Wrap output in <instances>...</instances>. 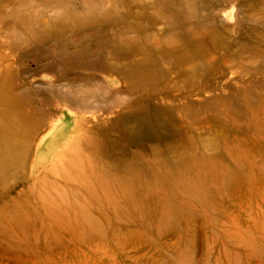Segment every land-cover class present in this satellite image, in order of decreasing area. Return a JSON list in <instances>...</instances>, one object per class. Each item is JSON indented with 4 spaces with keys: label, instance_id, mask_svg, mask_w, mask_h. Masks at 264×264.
<instances>
[{
    "label": "rangeland",
    "instance_id": "374dc122",
    "mask_svg": "<svg viewBox=\"0 0 264 264\" xmlns=\"http://www.w3.org/2000/svg\"><path fill=\"white\" fill-rule=\"evenodd\" d=\"M0 67V264H264V0H0Z\"/></svg>",
    "mask_w": 264,
    "mask_h": 264
},
{
    "label": "bare ground",
    "instance_id": "6f19581e",
    "mask_svg": "<svg viewBox=\"0 0 264 264\" xmlns=\"http://www.w3.org/2000/svg\"><path fill=\"white\" fill-rule=\"evenodd\" d=\"M8 75H9V70L8 69L4 70L0 67V79L7 78ZM0 91L3 94V96L0 95V105H2L4 103L7 106V108L9 109L8 110L9 112L15 111L18 107L16 108V104H15V100H14L15 98H14V95L12 93L11 88L8 85L4 86L2 88L0 85ZM10 125L13 128H15V126H16L15 118L13 116H12V119H10L8 121V124H0V127H1V129L3 128V130H7V129L12 128V127H10Z\"/></svg>",
    "mask_w": 264,
    "mask_h": 264
}]
</instances>
